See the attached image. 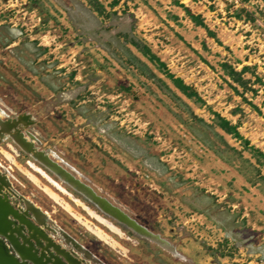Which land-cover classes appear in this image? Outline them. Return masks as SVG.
Instances as JSON below:
<instances>
[{
  "label": "rangeland",
  "instance_id": "1",
  "mask_svg": "<svg viewBox=\"0 0 264 264\" xmlns=\"http://www.w3.org/2000/svg\"><path fill=\"white\" fill-rule=\"evenodd\" d=\"M221 62L249 66L246 88ZM261 84L264 0H0V110L15 119L5 130L20 128L166 246L102 213L4 135L6 198L47 212L91 264H264Z\"/></svg>",
  "mask_w": 264,
  "mask_h": 264
},
{
  "label": "bare ground",
  "instance_id": "2",
  "mask_svg": "<svg viewBox=\"0 0 264 264\" xmlns=\"http://www.w3.org/2000/svg\"><path fill=\"white\" fill-rule=\"evenodd\" d=\"M2 115H4V113L0 110V139L3 138L4 135L12 138L22 150L55 173L62 182H66L82 195H88L85 196L86 199H92L94 201V197L99 198V196H95L96 194L94 192L91 196V194L88 193L91 189L87 185L71 176L62 166L53 161L49 157L50 152L36 148L33 138L24 137L20 132V128L18 129L14 126L13 129L5 130L6 127H10L9 124L15 123V119L3 122ZM18 118L22 117L19 116ZM23 126L24 125H22V127ZM5 176V173L0 172V264H61V258H65V264H91L90 259H92V256L87 251H84L81 245L67 235L65 231L58 227L48 213L43 211L39 206L17 193H14L15 197L19 196L23 205H16L15 208L8 202L9 199L7 200L6 198L7 191L11 189H7L9 187V182ZM32 178L34 181L36 180L34 177ZM50 194L54 199H57L54 193L50 192ZM64 206L69 209V206ZM111 213H113V210L107 208L106 214L109 215ZM30 216L31 219L28 218ZM77 218L80 219L79 216H77ZM32 219L39 225H36L37 223H34V225ZM135 225L136 230L140 231L139 235L148 238L161 247L166 246L158 235L150 232L137 222ZM109 226L113 231H118L116 227L112 225ZM47 228H49L52 233L60 236L65 244H61L60 241V243H57L54 240V235L46 231ZM2 235L10 239L13 250L12 254L9 251V242L6 241V239L4 240ZM94 260L96 263L98 262L96 258Z\"/></svg>",
  "mask_w": 264,
  "mask_h": 264
},
{
  "label": "trees",
  "instance_id": "3",
  "mask_svg": "<svg viewBox=\"0 0 264 264\" xmlns=\"http://www.w3.org/2000/svg\"><path fill=\"white\" fill-rule=\"evenodd\" d=\"M178 5H180L183 10L185 11V13L189 16V18L191 19V21H193L195 24L199 25V26H202L206 29L207 33H209V35H213V33L207 28V26L203 23L202 21V18L200 17V15L198 14H193L190 12V10L184 6L183 4L179 2H176ZM143 51L144 53L147 54V56L149 57V59H152L153 61H155L157 63L158 66H161L163 67V69H165V72H166V75L167 77H169L174 83L175 85L179 88L180 91L184 92L186 90H189L188 93L192 94V95H195L196 96V99H199L198 95L196 94L195 90H193L190 86L184 84L182 82V80H180L179 77H174L173 74H171L170 72H167L166 71V68L164 67V63L162 61L159 60V58L154 54L152 53L151 51H149V47L144 45L143 46ZM220 66L222 69H227L225 74L229 77V79H231L232 81L236 82L238 85H240L241 87L243 88H246V84L248 82V79L247 78H242L241 77V74L247 70L249 68L248 65H242L241 68L237 71V70H234L231 65L227 64L226 62H221L220 63ZM254 80L256 81H259V77L258 76H254ZM262 85V94L264 95V84H261ZM235 91V87L234 86H231ZM251 90H254L253 88H249ZM257 113L259 112V110H257V108L255 106H253ZM260 113V112H259ZM215 115L220 119L221 121V124L225 127V130L227 132H231L233 133V135L235 136H238V137H242L238 134L237 130H236V126L234 124H229V121L221 116H219L217 113H215ZM243 142L246 144L247 143V140L243 138ZM255 151L259 154V155H264L262 154L258 149L254 148Z\"/></svg>",
  "mask_w": 264,
  "mask_h": 264
},
{
  "label": "water",
  "instance_id": "4",
  "mask_svg": "<svg viewBox=\"0 0 264 264\" xmlns=\"http://www.w3.org/2000/svg\"><path fill=\"white\" fill-rule=\"evenodd\" d=\"M67 184V183H66ZM68 185V184H67ZM69 186V185H68ZM83 198H85V196L88 195H82L80 192H78ZM93 193V192H92ZM92 196V195H91ZM98 196V195H95ZM102 198V199H99ZM98 197H94V201L92 199H89V201H91V203L98 209L100 210L102 213L106 214V209H112L113 213L109 214V216L112 219H115L116 221L123 223L125 226H127L129 228V230H131L132 232H136L140 234V231L136 230V221L131 219L125 212H123L122 210H120L119 208H117L114 204H112L111 202H109L108 200H106L104 197L99 196ZM3 236V235H2ZM1 237V236H0ZM4 240L6 239V241L9 242V251L13 252L12 250V244L10 242V239L5 238V236H3ZM12 254V253H11Z\"/></svg>",
  "mask_w": 264,
  "mask_h": 264
}]
</instances>
